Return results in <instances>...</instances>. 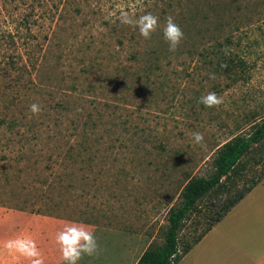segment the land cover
Listing matches in <instances>:
<instances>
[{
	"label": "rangeland",
	"instance_id": "obj_1",
	"mask_svg": "<svg viewBox=\"0 0 264 264\" xmlns=\"http://www.w3.org/2000/svg\"><path fill=\"white\" fill-rule=\"evenodd\" d=\"M146 13L159 17L150 39L121 22L124 14ZM168 16L184 33L178 55L164 52ZM7 30L18 31L20 43L49 40L51 49L41 60V86L26 87L27 76L12 86L0 74V115L16 119L28 139L25 149L5 148L9 134L0 133V264L30 260L5 247L17 238L42 244L44 260H61L55 237L67 221L150 242L146 235L159 236L182 182L210 176L216 147L264 117V0H0L1 65ZM228 36L251 44L238 52L248 69L236 81L185 54ZM209 92L223 103H199ZM34 103L37 115L29 111ZM25 123L34 130L26 132ZM194 131L202 144L193 142ZM242 161L239 189L262 181L264 143ZM227 197L199 203L180 230L181 246L193 243Z\"/></svg>",
	"mask_w": 264,
	"mask_h": 264
},
{
	"label": "trees",
	"instance_id": "obj_2",
	"mask_svg": "<svg viewBox=\"0 0 264 264\" xmlns=\"http://www.w3.org/2000/svg\"><path fill=\"white\" fill-rule=\"evenodd\" d=\"M26 29H28V34L30 35L29 27L26 26ZM18 36V31H15V33L10 30L4 32L3 39L5 42L6 56L3 64H0V74H5L10 78L9 82L12 86L21 83V77L24 76L28 78L26 82L27 86L23 83L24 86L28 88L31 86H41L43 84L38 80L41 60L47 58L48 50L51 49L49 40L47 44H43L40 42L34 43L26 38L20 43L17 41ZM199 44L187 49L185 54L191 57H198L197 59L204 67L208 69L220 68L228 76H233V81L241 78L245 70L248 69L246 61L238 55V52L248 51L251 44H242L240 41L234 40L231 36L225 37L223 41H219L216 38L209 39L201 43L202 45L200 47ZM119 45H121L120 42ZM164 52L165 54L172 53L169 49H166ZM174 52L178 55L181 51L178 47ZM155 53L159 52L156 51ZM135 58V55H129L130 60H135ZM156 65L154 68H156ZM94 100L96 104L98 100ZM58 107L62 108L61 106ZM18 124L16 119L8 118L6 115H0V133L9 134L7 138L3 137L5 139L3 141L5 148H10L18 144L25 149V145L28 144V139H26L23 134L24 131L20 129V125ZM82 126L75 124L74 130L78 134L80 132L84 133L85 127L83 126L81 128ZM21 128H24L26 132L34 130L33 126L26 123ZM96 142L98 143V140ZM74 143L70 144L69 149L75 147ZM262 143H264V117L258 123L252 124V129L248 134L243 136L236 135L232 139L218 145L214 152L212 161L213 171L211 175L206 178L187 177L182 182L177 194V198L179 199L178 204L176 206L173 205L168 210L166 224L159 228L158 237L146 235L151 241L138 258L136 264H177L190 248L210 230L213 224L223 218L235 204L253 187L260 183L261 180H253L251 184L242 189H239L237 186L238 181L244 178L242 168L246 163L242 160L251 152L254 146ZM82 145L83 143H80L78 148ZM260 161L262 160L260 159L258 162ZM263 178L264 171L260 179ZM246 181L244 179V182ZM233 188L236 189L235 193H232ZM225 193L228 197L221 203L220 212L213 210L207 219L208 224L203 232L195 238L192 244L181 246L179 241L180 230L192 212L198 210L199 203L213 195L220 197V195ZM211 203H209V207L213 208V202Z\"/></svg>",
	"mask_w": 264,
	"mask_h": 264
},
{
	"label": "crops",
	"instance_id": "obj_3",
	"mask_svg": "<svg viewBox=\"0 0 264 264\" xmlns=\"http://www.w3.org/2000/svg\"><path fill=\"white\" fill-rule=\"evenodd\" d=\"M94 234L98 254L85 255L78 264H136L149 243L146 238L122 231L98 228ZM38 246L43 264H65L62 259L44 260L42 244ZM21 262L18 264H31V260ZM177 264H264V178L213 224Z\"/></svg>",
	"mask_w": 264,
	"mask_h": 264
},
{
	"label": "clouds",
	"instance_id": "obj_4",
	"mask_svg": "<svg viewBox=\"0 0 264 264\" xmlns=\"http://www.w3.org/2000/svg\"><path fill=\"white\" fill-rule=\"evenodd\" d=\"M121 22L126 25H131L139 30V34L144 39H150L153 32L159 26V17L152 13L141 15L138 19L129 17L124 14ZM163 38L169 45V51H176L180 42L184 39V33L180 26L175 22L172 16L165 19L162 29ZM214 78V76L212 77ZM199 103L205 107L212 108L223 103L222 97L215 92H209L200 97ZM29 111L33 115L39 114L41 108L38 104L29 106ZM193 142L200 145L204 141V136L200 132L192 133ZM56 243L59 245L62 260L65 264H78L83 256H94L99 252V245L94 234V231L89 225L67 221L64 227L56 233ZM5 247L10 251H15L29 258L31 264H43L36 243L30 238H17L6 242Z\"/></svg>",
	"mask_w": 264,
	"mask_h": 264
}]
</instances>
